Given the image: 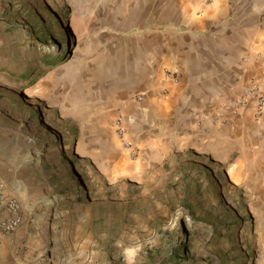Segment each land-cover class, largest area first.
I'll return each instance as SVG.
<instances>
[{
    "label": "rangeland",
    "instance_id": "374dc122",
    "mask_svg": "<svg viewBox=\"0 0 264 264\" xmlns=\"http://www.w3.org/2000/svg\"><path fill=\"white\" fill-rule=\"evenodd\" d=\"M80 3L0 0V113L20 131L16 150L15 136L0 137V166H28L0 264H264V198L254 196L252 169L93 160L96 112L81 104L77 79Z\"/></svg>",
    "mask_w": 264,
    "mask_h": 264
},
{
    "label": "crops",
    "instance_id": "0c3cea01",
    "mask_svg": "<svg viewBox=\"0 0 264 264\" xmlns=\"http://www.w3.org/2000/svg\"><path fill=\"white\" fill-rule=\"evenodd\" d=\"M78 8L84 67L77 79L81 104L96 112L88 118L93 160L250 168L254 196L264 198V117L257 121L255 100L233 108L255 85L264 93V0H81ZM119 119L124 138L112 129ZM12 121L0 113V137L20 132ZM26 169L0 166L5 194L18 202ZM9 215L0 210V220Z\"/></svg>",
    "mask_w": 264,
    "mask_h": 264
},
{
    "label": "built area",
    "instance_id": "2783aa9c",
    "mask_svg": "<svg viewBox=\"0 0 264 264\" xmlns=\"http://www.w3.org/2000/svg\"><path fill=\"white\" fill-rule=\"evenodd\" d=\"M206 2L211 0H205ZM167 78L177 82L176 78H173L172 74L167 73ZM249 100H255V116L258 122H261L264 117V93H261L258 85H255L252 90H249L244 97L240 98L233 108H242L246 106ZM116 133L120 138H124L125 130L121 119L116 122ZM124 147L131 153L133 157H137V150L132 148L129 142L124 141ZM0 210L8 212L10 215L0 220V240L1 238L13 233L20 222V203L8 197L4 192V184L0 179Z\"/></svg>",
    "mask_w": 264,
    "mask_h": 264
},
{
    "label": "trees",
    "instance_id": "16d2710c",
    "mask_svg": "<svg viewBox=\"0 0 264 264\" xmlns=\"http://www.w3.org/2000/svg\"><path fill=\"white\" fill-rule=\"evenodd\" d=\"M39 32H35L34 34H38ZM41 38H39L38 40H40ZM45 60H44V64L43 65H46V64H50V62H51V60H50V56H48V57H46V58H44ZM54 59V58H53ZM41 67V68H40ZM37 72L36 73H38L41 69H42V66H37ZM32 70V69H31ZM36 71V70H35ZM28 76V74L26 73H24V74H22V76L21 77H24V78H26ZM11 77H12V75H11ZM68 164L69 165H73V161H71V160H69L68 161ZM75 174H76V172H75V168H72V172L70 171V172H68L67 173V175H68V177H71V176H75ZM69 186H67L65 189H64V192H68L69 191Z\"/></svg>",
    "mask_w": 264,
    "mask_h": 264
}]
</instances>
